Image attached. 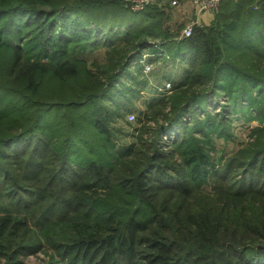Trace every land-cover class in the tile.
Masks as SVG:
<instances>
[{
    "label": "trees",
    "instance_id": "16d2710c",
    "mask_svg": "<svg viewBox=\"0 0 264 264\" xmlns=\"http://www.w3.org/2000/svg\"><path fill=\"white\" fill-rule=\"evenodd\" d=\"M132 3L0 0V264H264V0H223L189 36L169 4ZM160 47L180 80L122 145L121 75Z\"/></svg>",
    "mask_w": 264,
    "mask_h": 264
},
{
    "label": "rangeland",
    "instance_id": "374dc122",
    "mask_svg": "<svg viewBox=\"0 0 264 264\" xmlns=\"http://www.w3.org/2000/svg\"><path fill=\"white\" fill-rule=\"evenodd\" d=\"M170 11L174 21L186 22V24L195 16V10H193L192 7H190L188 4H182V6L180 7H171ZM145 48H147V46ZM145 48L142 50V53H148ZM95 49L96 50L88 55L91 58L101 60L104 54V48L96 47ZM160 50L162 54H160L159 56H161L162 58H160L159 61L152 60L151 62L150 60H146V63L148 61L152 63V70L148 75H146L144 72L142 73L143 70H141L140 74H138V68L141 67L140 65H142L141 62L139 66L136 63L130 66L134 77H131L129 79L127 78V72L129 71L124 72L121 75L122 80H124L126 84L125 86H123L118 83V86H123L122 92L116 91L115 93L118 94V104L116 107H118L120 103L125 105L127 109L126 112H124L125 117H123V119L119 118V125L124 129V132L117 133L120 136L119 141H123L122 145L128 146L131 142L136 140L138 127H140L146 119L142 112L147 110L148 105L154 99L156 100L158 99V97H161V92H158V87H164L167 82H170L173 88V81L180 80L181 73L183 72V70L180 69V66H184L183 60H176L174 64H171V62L168 61L166 62L164 61V59L169 58V55L166 54L165 50L163 51L162 47H160ZM146 56L147 58H152L149 55ZM170 59L171 58H169L168 60ZM181 61L182 63L179 64V62ZM247 64L249 65V63ZM135 70H137V73H135ZM138 79H146L147 84L144 85L143 82L138 83ZM111 101L112 100L110 99V102ZM219 109L220 107L216 103H214V106L209 110L216 112ZM246 111L248 112L249 109H246ZM252 113L255 117L249 120H247L240 112L234 114L229 129V133H231L232 135L228 137H218L213 135L214 147L212 146V152L213 154H215V156L220 157L221 155H223V159L225 160L229 155L235 152L246 140L249 139L252 128L259 124V120L256 117V115H258V112L252 111ZM131 114H133L134 117H132ZM149 124L155 126L154 121H150ZM119 136H117L116 138H118ZM145 136L147 137V133L145 134ZM151 136H149V138ZM22 259H24L27 264H45L47 257L44 256L41 252H36L35 254L28 253L27 255H23Z\"/></svg>",
    "mask_w": 264,
    "mask_h": 264
},
{
    "label": "built area",
    "instance_id": "2783aa9c",
    "mask_svg": "<svg viewBox=\"0 0 264 264\" xmlns=\"http://www.w3.org/2000/svg\"><path fill=\"white\" fill-rule=\"evenodd\" d=\"M186 2H189L192 9L195 10L197 14H200L203 12L218 11L223 0H133L132 9L139 11V10H142L154 4H164V3L169 4V6L171 7H180L182 6V4H185ZM196 22L197 20H195L194 18L191 19L184 27L182 31V36L191 35ZM156 54H162V53H156ZM146 55L150 56V53H143V56L140 59V62L142 64L143 72L146 75H148L150 71L152 70V63L150 61L146 63V60H150L147 58ZM171 91H172V85L170 82H167L164 87L163 86L158 87V92H161V94H164V95L170 94ZM131 116L134 117L133 114H131Z\"/></svg>",
    "mask_w": 264,
    "mask_h": 264
},
{
    "label": "crops",
    "instance_id": "0c3cea01",
    "mask_svg": "<svg viewBox=\"0 0 264 264\" xmlns=\"http://www.w3.org/2000/svg\"><path fill=\"white\" fill-rule=\"evenodd\" d=\"M185 4H188L191 7L189 2H186ZM194 15H195L194 19L197 20V22H202L203 21L204 23L208 24V23H210L212 21V19L214 18L215 14L212 13V12H203V13H200V14H197L196 12H194ZM179 64H181V62H179ZM180 68H182V67L180 66Z\"/></svg>",
    "mask_w": 264,
    "mask_h": 264
}]
</instances>
